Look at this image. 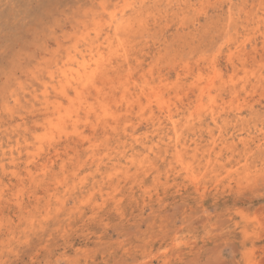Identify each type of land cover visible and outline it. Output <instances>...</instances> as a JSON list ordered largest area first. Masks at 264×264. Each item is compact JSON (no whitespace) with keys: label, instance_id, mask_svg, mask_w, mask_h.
Wrapping results in <instances>:
<instances>
[{"label":"rangeland","instance_id":"374dc122","mask_svg":"<svg viewBox=\"0 0 264 264\" xmlns=\"http://www.w3.org/2000/svg\"><path fill=\"white\" fill-rule=\"evenodd\" d=\"M231 13L236 24L227 27ZM111 15L125 18L129 26L117 37L128 59L109 56L104 43L102 62L109 65L96 80L100 94L88 88L83 90L85 100H80L95 111L88 108L87 120L83 116L77 124V132L86 139L75 136L69 124L61 128L55 117L56 128L50 131L44 100L60 103L64 116L77 106L75 87L80 92V86L62 81L58 73L62 61L74 53L75 45L83 48V35L93 40L96 32L110 38ZM263 20L264 0H0V264H264ZM227 34L234 35L232 44H222ZM116 43L112 46L119 48ZM227 57L232 63L225 61ZM197 66L203 76L199 83L210 86L221 118L216 126L205 117L201 128L181 129L186 142L183 159L191 162L196 184L178 171L173 151L165 153L166 139L141 167L125 162L121 152L129 156L130 149L117 147L116 152L120 143L113 133L104 135L95 113L116 111L120 131L123 125L137 126L135 136L145 134L147 146L157 144L158 135L166 138L164 130L154 132L145 120L151 112L155 120H163V115L154 102L147 106L145 94L137 96L142 81L157 92L165 90L158 93L163 99L168 95L170 109L181 120L188 116V104L195 102L190 92L195 79L183 74L179 84L175 72L184 67L196 73ZM93 68L91 62L88 72ZM230 78L234 81L222 86ZM176 83L180 87L174 88ZM59 84L73 103L58 93ZM230 84L237 91L240 86L246 89L234 94L238 97L233 100L224 88ZM208 100L204 98V103L210 105ZM139 104L149 107H144L145 119L138 117L143 109ZM228 105L240 110L239 121L232 111L225 116ZM125 120L128 124H123ZM213 141L219 145L212 146ZM134 147L141 150L138 144ZM91 152L94 158L101 155L98 169ZM112 163L118 172L108 180L105 175L113 173Z\"/></svg>","mask_w":264,"mask_h":264},{"label":"bare ground","instance_id":"6f19581e","mask_svg":"<svg viewBox=\"0 0 264 264\" xmlns=\"http://www.w3.org/2000/svg\"><path fill=\"white\" fill-rule=\"evenodd\" d=\"M144 1V0H143ZM223 1V0H222ZM242 2V1H241ZM247 2V1H246ZM143 3V2H142ZM230 3V2H229ZM259 3H261V2H259ZM231 4V3H230ZM230 4H228V6H230ZM243 4V3H242ZM245 4V3H244ZM232 5H233V3H232ZM234 5H236V4H234ZM241 5V4H240ZM261 5H263V3H261ZM261 5H260V7H261ZM227 6V5H226ZM245 6V5H244ZM252 6V5H251ZM259 5L257 4V6L256 7H258ZM232 7V6H231ZM234 7V6H233ZM229 8V7H228ZM253 9H254V7H252ZM252 8H250V10H252V11H254ZM263 8V7H262ZM244 9V8H243ZM242 9V10H243ZM260 9V8H259ZM159 10V9H158ZM231 10H232V8H231ZM241 10V9H240ZM241 10V11H242ZM257 10H258V8H257ZM227 11H229V10H227ZM241 11H240V13H241ZM246 12H247V10H245ZM248 11H249V9H248ZM252 11H250V14H251V12ZM230 12V11H229ZM255 12V11H254ZM98 13V12H97ZM100 13V12H99ZM114 14H115V12H113ZM243 13V12H242ZM94 14V13H93ZM146 14V13H145ZM144 14V15H145ZM228 14V13H227ZM261 14V13H260ZM259 14V15H260ZM96 15V14H95ZM98 15H100V14H98ZM140 15V14H139ZM243 15H245L244 13H243ZM123 16V15H122ZM125 16V15H124ZM249 16H252V14L251 15H249ZM249 16H248V20H249ZM243 17V16H242ZM246 19H247V17L246 16H244ZM253 17V16H252ZM93 18V17H92ZM98 18V17H97ZM118 19H115V16L114 15H111L110 16V28H111V33H112V36H110V38H109V36L108 35H105L106 37H103V36H100L99 35V33H96L95 32V37H94V39L92 40V38H89L88 36H85V35H83L82 36V38H81V41L83 42L82 43V49L81 50H79L78 49V46L77 45H75L74 47H73V50H74V53L71 55L70 53H68L67 55H66V58H65V60L64 61H62V66L60 67V69H59V74H61L62 75V78H63V82L65 83H72L71 85H73V83H74V85H76V86H80V92H79V90L75 87V98L77 99V106L76 105H74V106H76V108L71 112H69V111H67L66 110V112H65V115L63 116L61 113H62V111H64L65 109L62 107V105L60 104V103H56V102H48V99L46 100H44V102H43V104L45 105V107H44V110L46 111V113H45V115H46V117L47 118H45L46 120H45V123H46V125H47V128L51 131L53 128H56L55 127V123L53 122L54 121V119H53V117H55L56 119H57V121H59V123H60V125H62V127L61 128H63V127H65L66 125H71V127H73L74 128V132H76L75 133V136H77L80 140H84V138L86 139V137H83V135L81 134V132H77L78 130H77V124H78V122L83 118V116L85 117V120H87V116L89 115L88 114V112L90 111L89 109H91L92 110V112L94 113L95 111H93L94 109H92L93 107H91L90 108V104H88L87 103V105L89 106H84V103L82 102L81 103V101H84L85 99L83 98V94H84V92H83V90H85V89H88V88H92L95 92H96V94L97 95H99L100 94V90H99V88H98V83L96 82V80H100L104 75H105V72H106V70H107V68H108V61L107 62H102V57H103V55H102V48H103V46H104V43H106V45H105V48H107V52H108V55L109 56H114V55H119L120 57H118L119 59L121 58V60H122V62H124V61H127V51L124 49V48H122V42H120V40H118V35H120V33L122 32V31H124L125 29H127V27H129L128 26V24H127V21L125 20V18L123 19V18H120L119 19V17H117ZM238 18V17H237ZM256 18H257V16H256ZM263 18V17H262ZM228 19H230L229 20V23L226 25L227 27H230V24H232L233 25V23H235L234 22V20L235 19H233V16H232V13L229 15V18ZM242 18H240V20H241ZM258 19V18H257ZM256 19V20H257ZM244 20V19H243ZM228 21V20H227ZM237 21V20H236ZM247 21V20H246ZM250 21V20H249ZM248 21V22H249ZM254 21V20H253ZM264 21V20H263ZM262 21V23H264ZM129 22V21H128ZM255 22V21H254ZM240 23V22H239ZM243 23V22H242ZM253 23V22H252ZM224 24V23H223ZM236 24V23H235ZM244 24V23H243ZM246 24V23H245ZM244 24V25H245ZM255 24H257V25H259L260 24V22L259 21H257ZM101 25V24H100ZM225 25V24H224ZM256 25V26H257ZM262 25V24H261ZM236 26V25H235ZM234 26V27H235ZM249 26V25H248ZM222 27V26H221ZM258 27V26H257ZM256 27V28H257ZM93 28V27H92ZM102 28V27H101ZM223 28V27H222ZM235 28H237V27H235ZM241 28V27H240ZM248 28V27H247ZM252 28V27H251ZM227 29H229V28H227ZM243 29V28H242ZM250 29V28H249ZM223 30V29H222ZM222 30H220L219 29V31H222ZM233 30V29H232ZM244 30V29H243ZM255 30H259L258 28L257 29H255ZM97 31V30H96ZM136 31H137V29H136ZM218 31V30H217ZM231 31V30H230ZM235 31V30H234ZM233 31V32H234ZM242 31V30H241ZM247 31H248V29H247ZM94 32V31H93ZM225 32V31H224ZM227 33H229V30L228 31H226ZM135 33V32H134ZM231 33V32H230ZM236 33V32H235ZM239 33V32H238ZM246 33V32H245ZM260 33V32H259ZM216 34H218V33H216ZM221 34L222 35H224V33L223 32H221ZM234 34V33H233ZM261 34V33H260ZM264 34V33H263ZM136 35V34H135ZM132 36H133V34H132ZM140 36V35H139ZM215 36H220L219 37V40H221V35H215ZM234 36V35H233ZM233 36H232V34L230 35V34H227V37H226V35H225V38L223 37V43L222 44H225V43H230V44H232L233 42H234V38H233ZM262 36V35H261ZM118 37V38H117ZM212 37H214V36H212ZM238 37V36H237ZM139 39V38H138ZM216 39V38H215ZM114 40H116V41H118L119 42V44H117V46H119V48H115V47H113L112 46V44H113V41ZM121 41H123V39H121ZM214 41V40H213ZM215 42V41H214ZM220 43V44H221ZM212 45H214V43H212ZM211 45V46H212ZM218 45H219V41H218ZM124 46V45H123ZM217 46V45H216ZM222 46V45H221ZM224 47V46H223ZM128 48V47H127ZM212 48H214L213 46H212ZM220 48V47H219ZM240 48V47H239ZM215 49V48H214ZM256 49V48H255ZM254 49V50H255ZM209 50V49H208ZM211 50V49H210ZM210 50H209V52H210ZM213 50V49H212ZM192 50H190V52H191ZM203 52H204V50H202ZM207 51V50H206ZM217 51V50H216ZM221 51V50H220ZM193 52H194V48H193ZM208 51H207V53H209ZM212 52V51H211ZM218 52V51H217ZM188 53H189V51H188ZM192 53V52H191ZM201 53V52H200ZM205 53V54H204ZM204 53H201L202 55L204 54V56L205 55H207L206 54V52H204ZM201 54H199L198 53V56H197V54H196V56L197 57H199V55H201ZM212 54V53H211ZM217 55L219 56L220 54H216L215 56L217 57ZM86 56H88L89 57V59L88 58H86ZM95 56H97V58L96 59H94V57ZM187 56H188V54H187ZM212 56V55H211ZM230 56V55H229ZM117 57V56H116ZM191 57V56H190ZM202 57V56H201ZM195 58V57H194ZM204 58H207V59H205V61H208V57L206 56V57H204ZM204 58L202 57L201 59H203L204 60ZM188 59H190V58H188ZM193 59V58H192ZM179 60V59H178ZM181 61H182V63L184 64V62L186 61V60H182V59H180ZM179 60V62H181ZM228 60V62H231L232 63V58L231 57H227V59L225 60V61H227ZM139 61V60H138ZM184 61V62H183ZM187 61H189L190 62V60H187ZM186 61V62H187ZM91 62H92V64L94 65V68H93V70H90V72H88V69H89V67H91ZM110 62V61H109ZM176 62H177V60H176ZM197 62V61H196ZM139 63V62H138ZM137 63V64H138ZM171 63L174 65V63L171 61ZM171 63H170V66H171ZM181 63V64H182ZM207 63H209V62H207ZM227 63V62H226ZM169 64V63H168ZM177 64V63H176ZM175 64V65H176ZM185 64H187V63H185ZM192 64H193V62H192ZM209 64H212L213 65V62H211V63H209ZM229 64V63H228ZM73 65H76V68H74V67H72ZM194 65V64H193ZM192 65V66H193ZM208 65V64H207ZM135 66V65H134ZM169 66V67H170ZM179 66V65H178ZM187 66V65H186ZM186 66H184V67H186ZM188 66H190L189 64H188ZM203 66V65H202ZM215 66V65H214ZM232 66H233V64H232ZM137 67V66H136ZM149 67H151V66H149ZM180 67V66H179ZM184 67H182L183 68V71L181 70V72H175V75H176V78H174V79H176L177 81H179V84H181V81H180V79H181V76L184 74V75H188V76H193V79H195L194 80V82H192V87L190 88L191 90H190V92L194 95V100H195V102L194 101H192V102H190L189 104H188V110L187 111H189V113H188V116L187 117H185V116H182L183 118L180 120V119H176L175 117L176 116H178V115H180V114H178L177 113V115L176 114H174L173 113V111H172V109H170V106L168 105L169 103H168V100H166V99H169V97H168V95H167V97H166V99H163V97L159 94V93H161V91H164L165 92V90H160V92H159V90H158V92H157V90L156 89H154V87L152 88V87H150V86H152V85H149L147 82H146V80H143L142 81V85L140 86V93H138L137 94V96L138 97H141V95H144L145 94V96H146V102H147V106H151V104H154L155 103V106L157 105L158 106V108H156V110L157 109H159V114L161 113V115H163L162 116V118H163V120L161 119V118H156V120L154 119L155 118V116L153 115V113L151 112L150 114H148L147 116H150L148 119H146L145 121L146 122H148L149 124H150V126H151V129H153V131L155 132H157L158 134H160V133H162V130H164V132H163V134L166 136V138L165 137H161V136H159L158 135V138H159V140L157 141V144H149L148 146H147V143H148V140H146V139H148V137L147 136H144L143 135V137L141 136V138L139 139L138 138V136H135L134 135V127H137V126H134L133 127V125L129 128L128 127V125L126 126V125H123L124 123H126V124H128L127 123V120H128V118H127V120H125V122H123V126H122V128H121V131H120V129H119V122H118V120H117V118H116V114L115 113H117L116 111H115V113L113 112L112 114H111V110H110V108L108 109V111L110 112V115L108 114V112L106 111V110H103L101 113H99L98 115H97V112L95 113V118H96V122L98 123L99 122V124L101 125V127L104 129V135L105 134H107V133H109V132H111V133H113V135L116 137V139H115V142L116 143H120V145H117L115 148H116V152L119 154V152L117 151V150H119L120 148H117V147H121L123 150L125 149V150H128V149H126V147H128L129 149H130V152H131V154L129 155V156H127L126 155V152L124 151V152H121L122 153V157L125 159V162L127 161V162H129V164H134L136 167H138V166H140L141 167V164L142 165H144L143 163H148L150 160H148V158H149V154H154V148L156 147V148H160V144L161 143H163L162 141H163V139H166L167 141H168V143L167 144H165L164 145V147H163V150L165 151V153L166 152H170V151H173V154L174 155H172L173 157H174V160H175V163L178 165V171H183V173L186 175V177L187 178H189V179H191V181L194 183V181L196 182V177H195V174H194V171H193V169H191V165H190V163L188 164L187 162H185L184 161V159H183V156H184V152H185V145H186V142L185 141H183L182 140V135H183V133H182V131L183 130H185V132L188 130V131H194V130H196V129H198L201 125H202V123H203V120H204V118L205 117H207V118H209L211 121H212V123H213V125H217L218 124V121H219V119L221 118V112L220 111H218V109H217V107L216 106H214L213 104H215L216 102H215V98L212 96H210L211 94H210V92H209V90H210V86H207L208 85V83H205V82H203V83H205V85L204 86H201V84L199 83V81H201L202 79H203V76H202V73H201V66H200V68L198 67V69L196 70L197 72L195 73V71L194 70H192V69H190V71H189V69L187 68V69H184ZM194 67V66H193ZM138 68V67H137ZM181 68V69H182ZM213 69L215 68V67H212ZM231 68V67H230ZM233 68H235L234 66H233ZM110 69V68H109ZM172 69V68H171ZM177 69V68H176ZM180 69V68H179ZM131 70V69H130ZM149 70V69H148ZM185 70V71H184ZM128 72H130V71H128ZM132 72V71H131ZM142 72V71H141ZM147 72H149V71H147ZM216 73H217V71H216ZM219 73V72H218ZM222 73V72H221ZM143 73H141V76L143 77V75H142ZM147 74V73H146ZM219 75V74H218ZM218 75H216V76H218ZM50 77H51V79H53L54 78V76H53V73H51V75H50ZM59 77V76H58ZM160 77V76H159ZM185 77V76H184ZM213 78H214V76H212ZM161 78V77H160ZM205 78H207L206 76H205ZM209 78V77H208ZM127 79H129V78H127ZM162 79V78H161ZM191 79V78H190ZM212 79V78H211ZM215 79V78H214ZM254 79V78H253ZM72 80V81H71ZM159 79H157V81H158ZM206 80V79H205ZM204 80V81H205ZM220 80H222V78L220 77ZM230 81H234L233 79L231 80V78H230V80L229 81H227V83H225L226 82V80H225V82H223L222 81V86L223 85H226V84H228L229 85V83H231ZM133 82V81H132ZM152 82V81H151ZM159 82V81H158ZM162 82H164V81H162ZM210 82H212V81H210ZM229 82V83H228ZM168 83H170V82H168ZM171 83H173V82H171ZM219 83V82H218ZM236 83V82H235ZM159 84V83H158ZM160 84H162L163 86H165V84H167V83H165V84H163V83H160ZM177 84V83H176ZM175 84V87L174 88H176V86H177V88H178V84L176 85ZM210 84V83H209ZM212 84H213V82H212ZM215 84V83H214ZM126 85H128V83L126 84ZM136 84H134V86H135ZM169 85V84H168ZM167 85V86H168ZM216 85H218V84H216ZM220 85V84H219ZM133 86V85H132ZM212 86V85H211ZM214 86V85H213ZM160 87V86H159ZM180 87V86H179ZM189 87V86H188ZM215 88H217L216 86H214ZM218 87H221V86H218ZM125 88V92H127V95H128V88H127V86H125L124 87ZM223 88V87H222ZM221 88V90L223 91L224 90V88H225V90L227 91V93L233 98V100L234 99H236L237 97H236V95H237V93L239 92V91H241V90H243L242 92H244L245 91V89H246V87L245 86H240V89H239V91H237L238 89L236 88V85H231L230 84V87H225L224 86V88L222 89ZM239 88V87H238ZM154 89V90H153ZM159 89V88H158ZM162 89H164V88H162ZM214 89V88H213ZM220 89V88H219ZM167 90H169V88H167ZM178 90V89H177ZM189 90V89H188ZM187 90V91H188ZM156 91V92H155ZM186 91V92H187ZM216 91V90H215ZM225 91V92H226ZM125 92H124V94H125ZM176 92V91H175ZM189 92V91H188ZM58 93L61 95V96H63V97H65L68 101H69V103L71 104V103H73V100H72V98L70 97V95L66 92V90H65V86L64 85H60L59 84V87H58ZM174 93V92H173ZM216 93V92H215ZM217 93H218V90H217ZM169 94V93H168ZM177 94V93H176ZM185 94H187V93H185ZM234 94H236L235 96H234ZM121 95H122V93H121ZM130 95V94H129ZM175 95V94H174ZM174 95H171V96H173L174 97ZM182 95V94H181ZM184 95V94H183ZM213 95V94H212ZM216 95V94H215ZM218 95H219V93H218ZM145 96H144V99H145ZM179 97H180V95H178ZM178 96H176L177 98H178ZM143 97V96H142ZM172 97V98H173ZM185 97V96H184ZM192 97V96H191ZM219 97V96H218ZM101 98V97H100ZM130 98V97H129ZM204 98H208L209 100H208V102H209V104L210 105H208V103L206 104V103H204ZM223 98V97H222ZM64 99V98H63ZM134 99H136V98H134ZM133 99V100H134ZM180 99H181V97H180ZM184 99V98H183ZM187 99L189 100V97L187 96ZM81 100V101H80ZM127 100L128 101H130V100H132V96H131V99L129 100L128 99V97H127ZM174 100H175V98H174ZM185 100H186V97H185ZM192 100V99H191ZM231 100V99H230ZM87 101V100H86ZM137 102L139 101V100H136ZM136 101H135V103H136ZM171 101V100H170ZM173 101V100H172ZM178 101V100H177ZM190 101V100H189ZM126 102V101H125ZM132 103H133V101H131ZM140 102V101H139ZM138 102V103H139ZM154 102V103H153ZM179 102H180V100H179ZM178 102V103H179ZM182 102V101H181ZM188 102V101H187ZM221 102V101H220ZM233 102V101H232ZM89 103H91V102H89ZM100 103V102H99ZM128 103V102H127ZM138 103H136V104H138ZM172 103V102H171ZM227 103H229V101L227 102ZM227 103H225V104H227ZM231 103V102H230ZM92 104V103H91ZM134 104V103H133ZM190 104H192V106H190ZM217 104V103H216ZM220 104V103H219ZM224 104V103H223ZM86 105V104H85ZM127 105V104H126ZM129 106H132V105H130V103L128 104ZM179 105V104H178ZM232 105V104H231ZM230 105V106H231ZM92 106V105H91ZM101 106V105H100ZM139 106H141L140 104H139ZM146 106V107H147ZM172 106H174V103H173V105ZM229 105H228V107H230ZM99 107V106H98ZM145 105L142 107L141 106V108H143V109H141V111L142 112H135L136 114H138L137 116L138 117H144L143 116V113H144V111L143 110H145ZM175 107V106H174ZM184 107V106H183ZM194 107V108H193ZM227 107V108H228ZM89 108V109H88ZM94 108H95V106H94ZM97 108V107H96ZM100 109H105V107H103L102 108V106L101 107H99ZM129 108H131V107H129ZM133 108V107H132ZM147 108H149V107H147ZM69 109V108H68ZM126 109V108H125ZM139 109H140V107H139ZM177 109V108H176ZM179 109V108H178ZM191 109H193L192 110V112H190L191 111ZM82 111L83 112V114H82V117H80V115H79V111ZM131 110V109H130ZM146 110H150V109H146ZM185 110V109H184ZM228 110V109H227ZM181 111V110H180ZM179 111V112H180ZM183 111V110H182ZM186 111V110H185ZM222 112H223V109L221 110ZM231 111L233 112L232 113V117H233V119H235L236 121H239L240 120V110L238 109V108H236V109H234V107L233 106H231L230 107V111H227V112H224L225 113V116L227 117V116H230V114H231ZM184 112V111H183ZM31 113V112H30ZM121 113H124V114H126L127 113V110H126V113L125 112H121ZM130 112L128 111V114H129ZM186 113V112H185ZM195 113V114H194ZM115 114V115H114ZM151 114L154 116V118H153V116H151ZM111 115H114V116H111ZM122 115V114H121ZM127 115V114H126ZM133 115V114H132ZM184 115V114H183ZM111 116V118H113V121H112V123L114 124H112L111 125V121H110V119H109V117ZM119 115H117V117H118ZM136 116V115H135ZM159 116V115H158ZM116 118V119H115ZM147 118V117H146ZM180 118V117H179ZM222 118H224V117H222ZM125 119H126V117H125ZM141 119V118H140ZM144 119H145V117H144ZM144 119H143V121H144ZM242 119L243 118H241V121H242ZM84 120V121H85ZM94 120V119H93ZM154 120L156 121V122H154ZM226 120V118L222 121V122H224ZM81 121H83V119L81 120ZM221 121V120H220ZM230 121V120H229ZM142 122V121H141ZM145 122V123H146ZM164 122H166V130H165V128H161V125L164 123ZM88 123V122H87ZM129 123H130V121H129ZM132 123V122H131ZM138 123H139V121H138ZM225 123V125H226V123L227 122H224ZM230 123V122H229ZM137 124V123H136ZM228 124V123H227ZM99 125V126H100ZM130 125V124H129ZM224 125V126H225ZM163 126V125H162ZM59 127V126H58ZM100 127V128H101ZM154 127H156V128H154ZM61 128H58V129H61ZM66 128V127H65ZM93 128V127H92ZM91 128V129H92ZM201 128V127H200ZM48 129H46V130H48ZM146 129V128H145ZM150 129V130H151ZM181 129H182V131H181ZM203 130V129H202ZM69 131V130H68ZM67 131V132H68ZM71 131V130H70ZM79 131H81V130H79ZM58 132V131H57ZM63 134H65L64 132H62ZM69 133V132H68ZM58 134V133H57ZM155 134V133H154ZM59 135V134H58ZM57 135V136H58ZM147 135V134H146ZM153 135V134H152ZM51 136V135H50ZM64 136V135H63ZM87 136V135H86ZM88 137V136H87ZM213 137V136H212ZM60 138V137H59ZM212 139V138H211ZM210 139V140H211ZM87 140H89V139H87ZM233 143V142H232ZM134 144H138L140 147H141V150H136L135 149V147H134ZM221 144L223 145L224 143L223 142H221ZM225 144L227 145L226 147H231L232 146V144L230 145V144H227L226 142H225ZM211 145L213 146V145H215V146H218L217 144H215V142L213 141L212 143H211ZM245 145H246V143H245ZM90 146V145H89ZM92 146H93V143H92ZM52 148H54V150H55V145L52 147ZM196 148V147H195ZM198 148V147H197ZM91 149V148H90ZM211 149V148H210ZM122 150V151H123ZM136 150V151H135ZM199 150H201V149H199ZM213 150H214V147H213ZM253 150V149H252ZM139 151H143V153L142 154H140V153H138ZM115 152V151H114ZM160 152V151H159ZM208 152V151H207ZM251 152V151H250ZM92 153V155L90 156V158L92 159V163H96V168L98 169V167H99V163H102V158H100L101 157V155H100V157H99V155H97V157H99V158H94L95 156H96V154H95V152H91ZM146 153V154H145ZM28 154V153H27ZM129 154V153H128ZM30 155V154H29ZM112 155H114V156H117L116 155V153H114V154H112ZM141 155H143L142 156V158H141ZM154 155H156V154H154ZM207 155V154H206ZM210 155L211 154H209L208 155V157L207 156H205L204 157V162L206 163L205 165H207L208 163H209V161H208V158L210 157ZM188 156V155H187ZM219 156V155H218ZM105 157V156H104ZM120 157V156H119ZM142 159H140V158ZM156 158H157V156H155ZM154 157V158H155ZM164 157V156H163ZM112 158H113V156H112ZM137 158H139V159H137ZM151 158V157H150ZM153 158V159H154ZM161 158V157H160ZM192 158V157H191ZM216 158V157H215ZM226 158V157H225ZM109 160H112L110 157L108 158ZM163 159V158H162ZM31 160V159H30ZM50 162V161H49ZM117 164V163H116ZM217 164V163H216ZM112 165H114L113 163H112ZM118 165H114L112 168H113V173L112 174H109V171H108V174H106L105 175V177L108 179V180H111L112 179V176L115 174H117V172H118V169L116 168ZM146 166V165H145ZM131 167V166H130ZM204 167V166H203ZM172 169H175V168H172ZM128 170V169H127ZM142 170V169H141ZM121 171V170H120ZM119 171V172H120ZM135 171V170H134ZM227 171V170H226ZM237 171V170H236ZM96 172V171H95ZM122 172V171H121ZM124 172H126L125 170H124ZM228 172V171H227ZM136 174V173H135ZM194 174V175H193ZM217 174V173H216ZM127 175H129V174H127ZM124 176V175H123ZM125 177H128V176H125ZM226 177V176H225ZM245 177V176H244ZM198 178V177H197ZM82 183V182H81ZM84 183V182H83ZM194 184H196V183H194ZM1 225V224H0Z\"/></svg>","mask_w":264,"mask_h":264}]
</instances>
